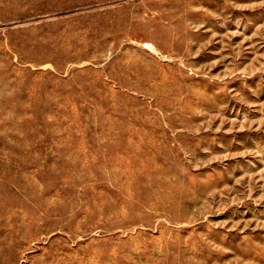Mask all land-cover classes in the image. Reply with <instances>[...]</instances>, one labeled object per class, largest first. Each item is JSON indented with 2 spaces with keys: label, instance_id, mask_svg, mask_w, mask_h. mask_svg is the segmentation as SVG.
Returning a JSON list of instances; mask_svg holds the SVG:
<instances>
[{
  "label": "rangeland",
  "instance_id": "374dc122",
  "mask_svg": "<svg viewBox=\"0 0 264 264\" xmlns=\"http://www.w3.org/2000/svg\"><path fill=\"white\" fill-rule=\"evenodd\" d=\"M0 264H264V0H0Z\"/></svg>",
  "mask_w": 264,
  "mask_h": 264
}]
</instances>
